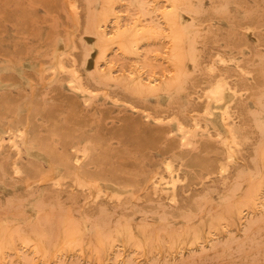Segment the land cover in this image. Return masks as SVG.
Wrapping results in <instances>:
<instances>
[{
  "label": "rangeland",
  "instance_id": "obj_1",
  "mask_svg": "<svg viewBox=\"0 0 264 264\" xmlns=\"http://www.w3.org/2000/svg\"><path fill=\"white\" fill-rule=\"evenodd\" d=\"M0 264H264V0H0Z\"/></svg>",
  "mask_w": 264,
  "mask_h": 264
},
{
  "label": "bare ground",
  "instance_id": "obj_2",
  "mask_svg": "<svg viewBox=\"0 0 264 264\" xmlns=\"http://www.w3.org/2000/svg\"><path fill=\"white\" fill-rule=\"evenodd\" d=\"M187 1H188V0H187ZM177 4H179V3H177ZM185 4H186V3H184L183 5H185ZM189 5H190V4H189ZM189 5H188V7H189ZM180 6H182V4L179 5V6H175L176 8H175V7H171V8H175V9H177V8L180 7ZM168 8H170V7H168ZM183 8L185 9V7H183ZM183 8H181V9L183 10ZM190 8H191V7H190ZM106 9H107V8H106ZM166 9H167V8H166ZM175 9H173V10H175ZM181 9H180V10H181ZM104 10H105V9H104ZM109 10H110V9H109ZM158 10H159V9H157V12H158ZM173 10H171V11H173ZM185 10H188V9H185ZM189 10H190V9H189ZM106 11H107V10H105V11H103V12H106ZM160 11H161V10H160ZM164 11H165V10H164ZM166 11H167V10H166ZM168 11H170V9H168ZM162 12H163V11H162ZM177 12H179V10H178ZM177 12H176V13H177ZM185 12H186V11H185ZM189 12H190V11H189ZM189 12H188V13H189ZM188 13H187V14H188ZM184 14H186V13H184ZM98 15H100V14H98ZM177 15H178V14H177ZM189 15H190V14H189ZM102 16H103V15H102ZM187 16H188V15H187ZM97 17H98V16H97ZM99 17H100V16H99ZM99 17H98V18H99ZM95 18H96V16H95ZM98 18H97V19H98ZM99 19L101 20V18H99ZM176 19H177V18H176ZM178 19H179V18H178ZM105 20H108L107 17H105ZM96 21H97V20H96ZM168 21H169V20H168ZM176 21H177V20H176ZM99 22H100V21H99ZM104 22H105V21H104ZM118 22H120V21H118ZM92 23H93V22H92ZM92 23H91L90 25L93 26L94 24H92ZM101 24H102V23H100V26H98V24H96V25H97L96 28L99 27L98 29H100V27H102ZM189 24H190V23H189ZM168 25H170V24H168ZM173 25L175 26V24H173ZM92 26H91L90 28H93ZM164 26H165V25H164ZM177 26H179L178 28H180V25H177ZM177 26H175V28H176ZM188 26H189V25H188ZM88 28H89V27H88ZM90 28H89V29H90ZM173 28H174V27H173ZM178 28H177V29H178ZM183 28H185V27H183ZM132 29H133V28H132ZM155 29H158V27L155 28ZM181 29H182V28H181ZM185 29H188V28H185ZM140 30H141V29H140ZM130 31H131V30H130ZM138 31H139V28H138ZM141 31L144 32L145 30H141ZM146 31H147V30H146ZM146 31H145V32H146ZM185 31H186V30H185ZM88 32H89V30H88ZM96 32H98V33L100 34L102 31H101V32L96 31ZM96 32H95V33H96ZM139 32H140V31H139ZM171 32H172V31H171ZM183 32H184V31H183ZM103 33H105V32H103ZM124 33H125V32H124ZM124 33H123V34H124ZM140 33H141V32H140ZM118 34H119L118 36L122 35V34H120V33H118ZM130 34H131V33H130ZM105 35H106V34H101V36L98 37V40H99V38H101V40L104 41V43H105V40H107L108 43H109L111 40L114 39V38H113V39H111V40H108L107 38H104V37H103V36H105ZM128 35H129V34H128L127 31H126L125 35H123V36H124V37H126V36L128 37ZM137 35H138V33H137ZM118 36H115V37H118ZM133 36H136V33H135ZM140 36H143V35L141 34ZM140 36H139V37H140ZM144 36H145V35H144ZM148 36H149V35H148ZM182 36H184V35H182ZM94 37H97V36H94ZM120 37H121V36H120ZM139 37L137 36V38H139ZM118 38H119V37H118ZM121 38H122V37H121ZM133 38H134V37H133ZM135 38H136V37H135ZM137 38L135 39L136 41H137ZM140 38H142V37H140ZM184 38H185V37H184ZM103 39H105V40H103ZM131 39H132V38H131ZM101 40H100V41H101ZM116 40H117V39H116ZM132 40H133V39H132ZM180 40H182V39H180ZM102 41H101V42H102ZM107 41H106V43H107ZM138 41H140V40H138ZM142 41H143V40H142ZM176 42H178V41H174V43H176ZM180 42H182V41H179V43H180ZM98 43H100V42L98 41ZM135 43L137 44V42H134V44H135ZM123 44H124V43H123ZM129 44H130V42H128V45H129ZM136 44H135V45H136ZM101 45H103V44H101ZM173 45H174V44H173ZM117 46H118V45H117ZM174 47H177V46H174ZM126 48H127V47H126ZM178 48H180V47H178ZM102 49H104V48H102ZM102 49H100V51H101L102 53H105V52H103V51L106 49V47H105L104 50H102ZM170 49H171V48H170ZM175 49H176V48H175ZM126 50H128V48H127ZM170 51H171V50H170ZM181 54H184V53L181 52ZM104 56H105V55H104ZM176 56H177V58L179 57L178 55H176ZM169 57H170V56H169ZM181 60H182V59H181ZM177 61H178V60H177ZM179 62H181V61H179ZM59 67H60V65H59ZM179 68H180V67H179ZM75 75H76V74H75ZM176 76H177V75H176ZM173 77H175V76H173ZM131 79H132V78H131ZM174 80H175V79H174ZM176 81H177V80H176ZM141 83H142V82H141ZM167 83H170V82L168 81ZM142 84H143V83H142ZM140 85H141V84H140ZM145 85H147V84H145ZM145 85H142V86L146 87ZM170 85H172V84H170ZM152 86H153V83H152ZM140 87H141V86H140ZM138 89H140V88H138ZM155 89H156V88H155ZM218 89H219V88H218ZM136 90H137V89H136ZM213 91H214V90H213ZM213 91H212V92H213ZM141 92H143V91H141ZM211 95H212V94H211ZM216 96H217V95H216ZM218 96H219V95H218ZM218 96H217V97H218ZM214 97H215V95H214ZM209 98H210V97H209ZM210 99H211V98H210ZM215 99H216V98H215ZM216 100L221 101V98H218V99H216ZM222 100H224V99H222ZM222 102H223V101H222ZM218 104H221V103L218 102ZM215 105H216V104H215ZM171 175H172V174H171ZM171 175H170V176H171ZM166 184H167V183H166ZM168 184H170V183H168ZM166 187H168V186L166 185ZM249 200H251V199H249ZM249 200H247V201H249ZM252 200H254V199H252ZM253 202H254V201H253ZM243 204H244V206H246V207L248 206V207H249L248 204H245V203H243ZM196 237H197V236H196ZM196 237H195V238H196ZM195 238H193V239H195ZM113 240H116V239H112V241H113ZM196 240H197V238H196ZM194 242H195V241H194ZM107 243H109V242H107ZM112 243L115 245V242H114V241H113ZM117 243H118V242H117ZM109 245H111V244H109ZM117 246H118V245H117ZM147 246H148V245H147ZM112 247H113V246H112ZM112 247H110V248L112 249ZM46 252H47V251H46ZM47 253H48V252H47Z\"/></svg>",
  "mask_w": 264,
  "mask_h": 264
}]
</instances>
